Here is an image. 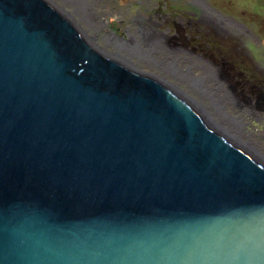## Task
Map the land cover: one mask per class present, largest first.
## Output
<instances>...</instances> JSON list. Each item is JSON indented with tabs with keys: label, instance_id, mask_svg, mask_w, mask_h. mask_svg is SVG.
I'll use <instances>...</instances> for the list:
<instances>
[{
	"label": "water",
	"instance_id": "1",
	"mask_svg": "<svg viewBox=\"0 0 264 264\" xmlns=\"http://www.w3.org/2000/svg\"><path fill=\"white\" fill-rule=\"evenodd\" d=\"M87 44L0 0V264H264V160Z\"/></svg>",
	"mask_w": 264,
	"mask_h": 264
},
{
	"label": "rangeland",
	"instance_id": "2",
	"mask_svg": "<svg viewBox=\"0 0 264 264\" xmlns=\"http://www.w3.org/2000/svg\"><path fill=\"white\" fill-rule=\"evenodd\" d=\"M46 1L75 26L86 27L80 23L79 15L74 13L70 4L62 0ZM98 4L99 13L104 14L107 25L103 32L111 31L116 38L124 41L129 39L127 29L135 31L137 28L133 21L138 15L144 17L146 22L154 21L155 28L165 35L171 50L180 48L185 51V54H180V62L183 64L178 65L181 75L182 72H187V66L192 59H198L201 63L192 69L193 78H200L205 69L201 66L206 62L218 69L227 83L229 92L242 101L247 110H235L228 104L229 100H223L226 102L224 111L233 117L243 118V130L234 134V137H238L252 150L264 156V0H101ZM81 35L87 36L82 32ZM97 43L101 45L100 42ZM157 55L161 58L160 50ZM128 59L130 60V57ZM131 59L145 72L157 77L161 74L172 84H180L178 88L187 92L185 93L189 96H186L188 100L201 101L209 108L211 102L204 101L194 88L188 87L186 78L181 77L183 81L173 80L169 76L170 73L162 74L161 70L155 69L150 62H137L132 57ZM217 95L216 99L219 98ZM210 111L212 114L217 113L215 110ZM215 117L218 120L221 118L219 114ZM209 122L213 124L210 118ZM250 141L253 143L250 144Z\"/></svg>",
	"mask_w": 264,
	"mask_h": 264
},
{
	"label": "bare ground",
	"instance_id": "3",
	"mask_svg": "<svg viewBox=\"0 0 264 264\" xmlns=\"http://www.w3.org/2000/svg\"><path fill=\"white\" fill-rule=\"evenodd\" d=\"M62 1L66 4H70V7L73 8L74 13H77V15H79L80 23L86 25V27L84 28H81L80 26H76V28L79 27L78 30L81 31L84 35H87L86 36V39H88L86 40L87 42L93 43L98 49L106 50V52L108 51V49L112 51L114 47L117 55H121L122 57L125 56L127 59L128 57L130 58L132 57L139 61L150 62L151 64L155 65V67L161 69L162 71H164V69L165 70L167 69L170 73H173V76L175 77L176 80H182L183 78L181 79V77L186 78V82H187L186 85L188 87L194 88L197 91V95L200 96L204 101L209 100L211 102L209 104V108H207L206 105H204L200 100H199L200 102L189 100L190 103H192V105H195L197 107L200 113L202 112L204 114L207 122H209V118H210L212 120V123L220 131H222V133L226 134L228 138L231 139V141L237 143L241 147H244L251 153L256 154L257 156H259L264 160V156L252 150L247 144H244L241 140H239L238 137L237 138L234 137V134L236 135L241 130H243L244 127L243 118L242 116L233 117L231 114H228V112L224 111L223 110L225 109L224 104L226 102L224 103L223 100L224 98L229 100L228 104L232 105V108H234L235 110L237 109L240 112L247 110H245L246 109L245 104L242 101H239L231 92H229L227 83L218 69L214 68L213 66L209 65L206 62L204 66H201L202 68L205 69L204 72L200 75V78L199 79H197L196 77L193 78L191 77V74L193 72L192 69L194 68L195 65L199 66L201 65V63L200 61H198V59L196 60L192 59V62L187 66V70H188L186 72L187 74L182 72L183 74L181 75L180 68L178 70H174L176 68L173 69L172 67L169 66L172 65L170 63H173L174 67L176 66L178 67V65L183 64V63H178V61H181L182 55L180 56V54L181 53L185 54V51L181 50L180 48H178V50L176 49L171 50L172 48L166 42L163 34L160 31L154 30L155 26L152 23V21L150 22V20H148L149 22H146V19L144 17H142L141 15L137 16L136 22L139 24V29L135 30L137 34L129 31L128 41L124 42V44H121L122 46H120L118 39L112 35L111 31H108L106 33L103 32L104 28L107 25L104 14L101 15L99 13L100 7L98 6L99 5L98 3L101 0H62ZM89 31H91V33L88 34ZM97 41L103 42L105 45L99 46ZM159 50L164 51V53L166 52V54L168 52V55L172 57L173 60L170 63H168L166 60L161 59L163 57L160 58L157 55V53H159ZM178 75L181 76L178 77ZM160 79L164 80L165 78L163 79L161 77ZM196 80H200V81H196ZM162 85L165 87H170L171 90L174 89L175 93L187 99L186 97L188 96L186 94L187 92L184 90H180L178 88V85L180 84H172L167 82V84H162ZM186 85L185 88L187 89L188 87ZM216 94L219 95V98L217 99L215 98ZM220 94H224L223 95L224 97ZM210 110L212 111L215 110L217 113L215 111L214 112L220 115L221 117L220 120L216 119L215 117L216 114H212ZM252 143L250 141V144Z\"/></svg>",
	"mask_w": 264,
	"mask_h": 264
},
{
	"label": "flooded vegetation",
	"instance_id": "4",
	"mask_svg": "<svg viewBox=\"0 0 264 264\" xmlns=\"http://www.w3.org/2000/svg\"><path fill=\"white\" fill-rule=\"evenodd\" d=\"M139 16V15H138ZM133 23L137 26V28L136 29H139V24L136 22V18L134 19V21H133ZM152 23L154 24V26H156V23H154V21H152ZM135 29V30H136ZM154 30H156V31H158L155 27H154ZM129 31L130 32H134L135 34H137V32L136 31H132L130 28L129 29H127V33L129 34ZM80 32V31H79ZM162 33V32H161ZM80 34H81V32H80ZM163 34V33H162ZM112 35L114 36V34L112 33ZM163 36L165 37V35L163 34ZM84 37V36H83ZM115 37V36H114ZM116 38V37H115ZM84 39L85 40H88V39H86V37H84ZM118 39V42H119V45L120 46H122L121 44H124V42H127V41H124V39H119V38H117ZM84 41V40H83ZM97 42H99V41H97ZM101 43V45H99V46H104L105 44L103 43V42H100ZM89 47H91L93 50H95V51H97L103 58H105V59H110V60H112L113 62H116V63H118V64H120V65H123V66H127V67H131V68H133V69H136L138 72H142V73H144V74H148V75H150L153 79H155V80H157V81H159V82H161V83H163V84H167V82L168 83H171L170 81H168L163 75H161V74H156V75H158L159 77H157V76H155V75H153V74H151V73H148V72H145L144 70H142V69H140V67H139V65H137V64H134V61L130 58V60L129 59H127L125 56L124 57H122L121 55H117V53H116V51H115V49H112V51H107L106 52V50H100V49H98L93 43H89L88 42V44H87ZM98 49V50H97ZM160 53L162 54V56L161 57H163V58H161V59H164V60H166L168 63H170V61H172L173 59H172V57H170L168 54H166V52L164 53V51H160ZM164 53V54H163ZM112 54V55H111ZM164 55V56H163ZM180 57V56H179ZM137 62H140V61H138L137 60ZM178 63H182V62H180V61H178ZM170 64H172L173 65V63H170ZM172 65H170L169 67H171ZM180 65H182V64H180ZM154 66V68L155 69H158L157 67H155V65H153ZM174 66V65H173ZM149 68H153V67H149ZM174 68V67H173ZM180 67H177L176 66V69L175 70H178ZM161 70V69H160ZM188 71V70H187ZM161 72H162V74H164L163 72H167V73H170L167 69L165 70L164 69V71H162L161 70ZM171 75H169L170 76V78L171 79H173V80H176L175 79V77L173 76V73H170ZM161 76H163L162 78L164 79V80H162V79H160L161 78ZM159 79V80H158ZM184 98V97H183ZM185 99V98H184ZM185 101H188V102H190L189 100H187V99H185Z\"/></svg>",
	"mask_w": 264,
	"mask_h": 264
}]
</instances>
